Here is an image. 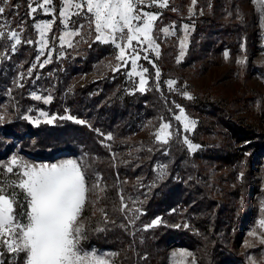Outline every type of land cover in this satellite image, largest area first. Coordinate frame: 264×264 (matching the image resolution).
<instances>
[{"label": "rangeland", "instance_id": "1", "mask_svg": "<svg viewBox=\"0 0 264 264\" xmlns=\"http://www.w3.org/2000/svg\"><path fill=\"white\" fill-rule=\"evenodd\" d=\"M29 2L8 0L7 5L0 3V6L5 7V12L0 14V31H15L21 40L13 51L11 45L14 40L0 39V125H6L5 129L0 127V164L6 163L14 155L37 165L58 164L64 160L84 157L88 164L89 183L95 182L99 176L101 188L104 189L102 178L106 172L97 169V156H90L88 151L95 144L109 146L112 139L108 140L106 136H112V131L105 118L99 119L97 125L94 124L96 117L103 114L87 104H80L82 96L78 91L90 85L92 90L89 94L98 95L103 85L97 84L103 83L106 78L111 81L117 77L121 79V83L116 87L114 85L112 92L109 90L112 95L120 89L129 95L145 94L150 85L155 84L153 90L156 93L148 100L149 104L151 102L157 106L154 105L152 109L147 106L145 112L142 111L144 118L138 120L133 132L121 141H124L123 147L159 146L161 155L156 169L159 168L158 180L161 183L171 173L165 172L168 166L166 155L171 156L178 147H184L185 151L180 155L184 159L181 171L175 170L169 177L180 185L166 186V189L175 194V190L181 191L190 201L182 208V203L174 195H166L165 198V187H160L158 199L162 195L165 203L173 208L169 212L164 208V212L153 219L159 218L161 223L152 227L175 220L182 221L186 209L192 214L200 210L199 203L207 199L204 212L210 215L211 221L218 223L215 228L217 235L226 236L222 239L224 249L228 246L239 255V260L229 264H264V243H261L264 229H258L257 226L261 216V202L264 201V149L258 150L259 146H264V0H195V3L193 0H168L167 7H159L158 4H151V0H146L139 7L143 11L157 14L150 34L159 45V56L143 41V37L140 41H133L131 47L122 42L126 58L132 54L133 48L140 55L136 71L148 70L143 73L148 81L143 92L139 91L140 76L128 75L132 71L130 59L118 71L113 70L117 65L124 64L116 59L119 49L111 42H94V24L88 28V21L83 14L69 17L77 27L80 24L86 26L79 36L67 38L72 45L69 47L68 43L62 45L59 39L66 31L61 23L64 18L59 15L61 0H53L54 11L49 14L40 8L29 14ZM75 11L74 8L69 9L70 14ZM243 13H247L246 19ZM49 21H52V27L44 34L48 43L41 52L40 31L35 25ZM170 25H174V29L169 28ZM185 25L188 26L187 31ZM163 28H169V32L174 31V34L165 36L161 31ZM29 40L32 43L26 42ZM181 41L184 42L183 48ZM145 56L148 59H144ZM45 59L49 62L41 67ZM157 69L160 72L158 78ZM169 80L176 81L174 90L169 89ZM34 96H40L41 99L37 100ZM48 96L52 99L45 103L44 98ZM177 105L184 109L189 120L195 121L194 128L185 130L183 123L175 119L179 114ZM41 112L57 119L47 123L40 115ZM68 115L86 123L59 119ZM26 116L30 119H25ZM36 120H39L38 124ZM58 122L83 144L78 142L76 152H62L61 157L53 160L31 157V153H34L31 150L32 142L36 140L32 137L35 127ZM240 122L245 123L247 129L250 126L254 129L251 135L256 137L253 140L258 143L256 147L254 142L248 146V141H237L234 132L230 131L229 124L239 125ZM162 123L171 125L168 129L171 135L167 137L166 144L158 141L155 136ZM185 138L188 143L184 142ZM189 144L197 147L190 148ZM182 176L185 179H181ZM198 185L204 190L192 193L191 190ZM106 195L104 190L99 192L98 197L90 196V200L96 203L95 207L91 203L85 207L83 222L86 230L90 213L93 218L97 216L100 212L99 204L103 198L108 197ZM137 202L135 200L131 204ZM129 208L139 209V206ZM192 217L186 224L194 227L189 230L190 233L194 238L203 236L200 228L204 220H199V216ZM253 230H257L255 236L250 235ZM85 235L86 239L80 241V247L85 251L116 253L108 248L88 245L86 232ZM181 239L189 243V239L180 236L164 240L162 247L166 254L165 264H174V260L176 264H202L198 254L201 247L193 243L186 245ZM181 252L188 254L182 258V262L178 256ZM22 255L16 261H13L10 253H5L3 258L23 264ZM112 261L118 264V255Z\"/></svg>", "mask_w": 264, "mask_h": 264}, {"label": "snow or ice", "instance_id": "2", "mask_svg": "<svg viewBox=\"0 0 264 264\" xmlns=\"http://www.w3.org/2000/svg\"><path fill=\"white\" fill-rule=\"evenodd\" d=\"M0 3L7 5L8 0H0ZM33 3L36 4L35 7L32 6ZM145 3L146 0H61L62 8L59 15L64 18L61 23L66 29L59 38L61 44L68 43V46L71 47V42L67 38L79 36L81 30L86 27L84 24L77 27L69 18L70 15L81 16L83 14L88 21V28L94 24L96 33L94 42H111L119 49L116 59L123 61L124 64L117 65L113 70L118 71L130 59L132 71L128 75L140 76L139 91L143 92L148 83L143 73L148 70L136 71V62L140 59V55L133 48L132 54L126 58L125 46L122 42H126L127 46L131 47L133 41H140V38L143 37V41H146L148 46L159 56V45L155 43L150 34L153 22L157 20V14L143 11L139 6ZM151 4L167 7L168 0H151ZM29 8V14L35 13L37 8L43 9L44 13L49 14L54 11L53 0H42V2L30 0ZM71 8L76 11L70 14L69 9ZM85 8L86 13H84ZM4 12L5 7L0 6V14ZM262 13H264V9H262ZM35 27L40 31L41 52H43L48 43L44 34L51 29L52 21L38 23ZM174 27V25L169 26L173 29ZM169 28L161 29L165 36L174 34V31L169 32ZM184 29L187 31L188 26L185 25ZM0 39L14 40L11 45L13 51L16 50V45L21 43L19 34L15 31L8 33L0 31ZM26 42L32 43L31 40ZM181 47H184L183 41H181ZM180 55L183 56V51ZM227 55L226 52V58ZM144 59H148V57L145 56ZM48 62L49 60L45 59L40 66L43 67V64ZM153 66L155 67V65ZM159 76L160 72L157 69L156 77ZM167 84L169 89L174 90L173 86L176 81L169 80ZM157 90H159L158 87ZM34 98L41 99L40 96H34ZM188 98L191 99L190 96ZM51 99L52 97L48 96L44 98V102L48 103ZM176 107L179 109V114L175 116V119L183 123L185 130L194 128L195 121L188 119L182 107L179 105ZM40 115L45 118L47 123H52L57 119L55 116L49 117L45 112H41ZM24 118L30 119L27 116ZM59 119L74 120L78 124L86 123L71 115L62 116ZM35 123L38 124L39 120H36ZM170 127L169 123H162L155 133L156 139L166 144L167 137L171 135L168 132ZM106 139L111 140L112 136L109 134ZM184 142L188 143V140L185 138ZM189 147L197 146L189 144ZM87 169L88 164L84 157L79 160H64L58 164L37 165L14 155L6 163L0 164V170H2L0 171V264H3L2 258L5 253L12 254L13 261L23 254V264H113L112 258L118 255L117 253H97L96 250L85 251L80 247V241L86 239V224L83 222L85 207L90 203L95 207L96 201H91L90 196L98 197L99 192L104 191L101 188L99 176L95 182L89 183ZM9 174H11L10 177ZM4 177L9 178L5 179ZM127 207L124 198L121 197L120 210L123 212ZM99 211L103 214V209H99ZM130 211H134L137 215L131 218L126 215L125 218L134 225L135 220L142 213L138 208ZM159 223L161 220L157 218L146 228ZM120 226L125 227L124 225ZM257 226L258 229H264V201L261 202V216ZM95 231H104V229L98 227ZM256 234L257 230L250 233L253 236ZM261 243H264V238H261ZM186 255L188 254L184 252L178 254L181 262ZM174 264H176L175 260Z\"/></svg>", "mask_w": 264, "mask_h": 264}, {"label": "trees", "instance_id": "3", "mask_svg": "<svg viewBox=\"0 0 264 264\" xmlns=\"http://www.w3.org/2000/svg\"><path fill=\"white\" fill-rule=\"evenodd\" d=\"M243 18H247V13H243ZM104 81L97 84L103 85L98 95L91 96L89 94L92 90V87H89L90 85L78 91L82 96L80 104H87V106L93 108L96 112L101 111L103 114L101 117H96L93 121L94 124L97 125L99 119L105 118L112 131V141L109 142V146L95 144L88 151L90 156H97L95 164L97 169L99 171L103 169L106 172V174H103L102 180L106 196H108L103 198L99 204L100 209H103V214H106V223L105 217L101 212L94 218L92 217V213H90L86 230L88 240L86 242L88 245L115 251L118 254V264H165L166 254L162 247L164 240L173 236H180V238L189 239L188 244L193 243L201 247L198 254L202 264H229L239 260V255L233 249H230L228 246L224 249L225 243L222 239L226 236L217 235L215 228L218 223L211 221L210 215L204 212L207 199L202 200L199 203L201 205L200 210L192 214L189 213L190 210L186 209L180 222L175 220L166 225L146 228L155 217L164 212V208H166V212L173 208L172 205L165 203L162 195L158 199L160 187L162 189L165 187L163 189L165 198L166 195H174L176 200L182 203V208H185L188 200L190 201V199L187 200L184 197L183 192L175 190V194L172 191L168 192L166 189V186L180 185V183L173 181L169 177L171 173H175V170L181 171L184 159L180 155L184 153L185 148L180 146L177 150H174L171 156L170 154L166 155L168 161L165 160V162L167 161L168 166L165 172L171 171V173L167 179L165 178L164 182H159V168L157 167L156 169L157 161L160 160L161 155L159 146L138 147L136 145H129L123 147L124 141H121L133 132L132 129L135 127L136 122L144 118L142 111L145 112L147 106L152 109L156 105L151 102L149 104L148 100L149 97L154 96L156 93L153 90L155 84L150 85V89L145 94L136 93L135 95H129L124 94L122 89H120L119 92L116 90V94L112 95V88H114V85L116 87L118 83H121V79L117 77L111 81L109 78H106ZM151 82L153 84V79ZM146 99L148 102L146 105H143ZM62 126L61 122H58L52 125L44 124L35 127V129L33 128L35 132L32 137L36 138V140L32 142L31 150L34 153H31V157L53 160L61 157L62 152H76L79 141L70 132H66ZM229 126L230 131L234 132L237 141L243 143L248 141L250 142L247 144L248 146L253 144V142L255 147L258 145V143L253 141L256 137L251 135L254 131L252 126H250V129H247L243 122H240L239 125L231 123ZM0 127H4L3 129H5L6 125H0ZM93 136L95 135L93 134ZM79 143L83 144L82 141ZM261 148L264 149V146H259L258 150ZM228 156L231 155L228 154ZM188 170H191V167H188ZM181 179H185V177L182 176ZM198 186L191 190V192L204 190L202 186ZM171 192L172 194H170ZM121 197L124 198V202L128 206L123 212L120 210ZM135 200H138V202L131 204ZM133 205H138L140 213H142L139 214V218L135 220L134 225L129 223V219L125 218L126 215L129 218L137 215L134 211H130L133 209H130L129 206ZM164 216L168 217L167 214ZM192 216H199V220H204V224L200 228L204 233L202 234L203 236L199 235L194 238L193 234L190 233L189 230H193L192 228L194 227H188L186 224L187 220L193 218ZM171 217L174 218L175 216ZM196 221H198V218ZM120 225H124L125 227H121ZM98 227L103 228L104 231H95ZM213 228L214 231H212ZM208 229V232L205 231ZM181 240L188 245L185 239ZM3 264L18 263H13L9 258L5 257L3 258Z\"/></svg>", "mask_w": 264, "mask_h": 264}]
</instances>
